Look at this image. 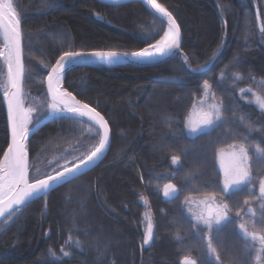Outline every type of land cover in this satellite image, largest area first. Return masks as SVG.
<instances>
[{
    "label": "trees",
    "instance_id": "trees-1",
    "mask_svg": "<svg viewBox=\"0 0 264 264\" xmlns=\"http://www.w3.org/2000/svg\"><path fill=\"white\" fill-rule=\"evenodd\" d=\"M12 2L21 20L23 90L42 104L48 101L44 77L63 52H131L165 31L137 0ZM157 2L180 26L182 54L152 66L66 71L65 87L108 119V151L93 169L0 221V264H184L189 255L182 248L140 222L149 207L178 212L162 193L151 196L147 184L175 182L214 139L221 141L213 154L217 193L185 197L183 213H202L210 202L214 220H227L232 195H242L235 227L245 236L250 263L264 264V240L252 229L258 205H264V99L257 106L250 92L255 81H264V17L257 22L255 16L264 12V0ZM201 101L216 106L213 123L189 135L178 123ZM98 141L88 120L52 117L29 136L30 177H39L54 156L72 148L87 154ZM7 145L0 89V158ZM175 157L179 165H173Z\"/></svg>",
    "mask_w": 264,
    "mask_h": 264
},
{
    "label": "snow or ice",
    "instance_id": "snow-or-ice-1",
    "mask_svg": "<svg viewBox=\"0 0 264 264\" xmlns=\"http://www.w3.org/2000/svg\"><path fill=\"white\" fill-rule=\"evenodd\" d=\"M160 18L166 23L163 35L155 43L146 42L145 47L132 52L117 51H65L59 55L55 64L47 74V95L50 102L47 108L50 115L78 116L87 118L96 127L99 141L86 156L80 157L79 162L72 166L65 164L63 170L48 174L44 178L30 177L28 164V141L32 131L33 109L25 107L22 98V79L24 76L23 47L21 20L13 6L12 0H0V32L4 35L6 47L0 49V58L7 65L8 87L3 92L7 106V117L10 129V143L0 158V217L11 219L26 202L39 193L47 194L53 185L74 177L82 169H88L105 154L110 145V124L105 115L84 102L77 94L65 87L66 70L69 65L90 63L92 60L113 63L121 56L130 58L133 62L155 61L158 58L169 57L181 48V31L171 11L157 0H146ZM257 22L264 17V12L256 11ZM264 34V24L259 29ZM91 58V59H89ZM189 71L195 69L189 68ZM203 88L208 90L211 85L205 81ZM39 120H37V127ZM67 255V253H66Z\"/></svg>",
    "mask_w": 264,
    "mask_h": 264
},
{
    "label": "rangeland",
    "instance_id": "rangeland-1",
    "mask_svg": "<svg viewBox=\"0 0 264 264\" xmlns=\"http://www.w3.org/2000/svg\"><path fill=\"white\" fill-rule=\"evenodd\" d=\"M2 45L0 37V49H2ZM7 86V65L0 58L1 92H4ZM233 87L236 88L237 85L233 84ZM250 92L251 100L259 106L264 99V81H255ZM22 98L25 107L33 109V120L36 117L40 118V121L48 114L47 104L49 101L42 104L36 95L24 90ZM261 104H263V101ZM215 114V105L201 101L181 122L179 121L178 127L189 135H193L210 126L213 123ZM34 125H30V127ZM213 141L201 152L200 157L196 155L189 161V167L180 173L178 179L175 178V182L156 181L147 184L151 196L162 193L164 198L169 199L171 204L176 206L178 212L167 214L161 208L149 207L140 222L145 230L150 225L154 230H162L163 238L172 240L182 248L185 256L189 255L184 257V264H251L245 236L240 230H236L233 220L234 214L243 201L242 195H232L230 218L227 220L223 218H219L217 221L214 220V209L211 208L210 202L205 203L202 213H183L185 197L191 195L210 196L217 193L213 154L214 147L220 145L221 141L217 139ZM83 156H86V153H77L72 148L65 154L54 156L47 164V168L37 174L42 178L40 175L45 173L44 175L47 176L54 173L56 170L62 169L65 164L71 165L72 162L79 161V158ZM172 163L173 165H179V159L173 158ZM44 175L43 177H45ZM258 206L259 215L256 214V217L258 215L257 222L252 223V229L260 233L262 235L261 239L264 240V205L259 204ZM182 214L185 215L187 221L184 220ZM252 219H255V215ZM211 220L213 224H211Z\"/></svg>",
    "mask_w": 264,
    "mask_h": 264
},
{
    "label": "water",
    "instance_id": "water-1",
    "mask_svg": "<svg viewBox=\"0 0 264 264\" xmlns=\"http://www.w3.org/2000/svg\"><path fill=\"white\" fill-rule=\"evenodd\" d=\"M97 1L100 2V3H103V4H107V5H118V4H122V3L128 2V1H133V0H97ZM137 1H139V2L143 5V7H144V8H145V9H146L151 15H153L154 17H156L157 19H159L160 21H162V22L165 24V30H166V23L160 18V15H159L158 13H156L154 9H151V6H149V5L146 4V0H137ZM89 51H94V50H89ZM95 51H117V50H95ZM117 52H121V53H123V52H127V51H117ZM131 52H132V51H131ZM129 53H130V52H129ZM177 54H182V50H181V48L179 49L178 52L174 53L173 55H171V56H169V57H164V58H162V59H161V58H158V59L155 60V61H145V62L137 63V62H133V61H131L130 58H125V57L121 56L120 59H119L118 61H115V62H113V63H111V64H109V63H105V62L96 61V60H92V62H90V63L69 65L68 68H67V70L70 69V68H72V67H75V66L111 67V66H116V65H120V64H132V65H137V66H152V65H157V64H161V63L167 62L168 60H170L171 58H173V57L176 56ZM58 58H59V57H58ZM58 58H57V59H58ZM57 59H56V60H57ZM89 59H91V58H89ZM54 64H55V62L53 63V65H54ZM53 65H52V66H53ZM52 66H51V67H52ZM51 67L49 68V70L47 71V73H46V75H45V77H44V88H45L46 95H47V74H48V72L50 71ZM67 70H66V71H67ZM23 79H24V76H23ZM23 79H22V85H21V90H22V92H23ZM7 87H8V86H7ZM47 98H48V101L50 102V98L48 97V95H47ZM2 103H3V106H4L5 116H6L7 131H8V143H10V129H9L8 117H7V106H6V103H5L4 99H3V92H2ZM54 116H56V115H50L49 112H48V114H47L45 117H43V118L39 121V126H38V127H37V123H36L33 127H31V129H32L31 133H32L34 130H36L37 128H39L42 124H44L45 122H47L48 120H50V119H51L52 117H54ZM67 116L80 118V117H78V116H72L71 114H68ZM83 119L87 120V118H83ZM89 122H90V121H89ZM91 123H92V122H91ZM92 124H93V123H92ZM93 125H94V124H93ZM94 126H95V125H94ZM31 133H30V134H31ZM108 148H109V146H108ZM108 148H107L106 152L108 151ZM92 150H93V149H92ZM106 152H105V154H106ZM105 154H103V155L100 157V159H99L98 161H96L94 164L89 165V168H88V169H82L81 172L78 173V174H76L74 177L69 178V179H66V180H64V181H61V182L58 183V184L53 185L52 188L48 189L47 194L50 193L51 191L55 190L56 188H58V187L64 185L65 183H67V182H69V181L75 179L76 177H78V176H80V175L86 173L87 171L93 169L95 166H97V165L102 161V159L104 158ZM76 162L78 163L79 161H76ZM28 164H29V157H28ZM68 166L71 167L72 164H71V165H68ZM60 170H63V168L60 169ZM51 174H55V172H54V173H51ZM45 177H46V176H45ZM42 178H44V177H42ZM47 194H45V193H43V192H42V193H39V194H37L36 196L30 198L28 201H30V200H32V199H34V198L40 197V196L47 195ZM28 201H27V202H28ZM4 218H5V217H0V221H2Z\"/></svg>",
    "mask_w": 264,
    "mask_h": 264
},
{
    "label": "bare ground",
    "instance_id": "bare-ground-1",
    "mask_svg": "<svg viewBox=\"0 0 264 264\" xmlns=\"http://www.w3.org/2000/svg\"><path fill=\"white\" fill-rule=\"evenodd\" d=\"M0 37H1V40H2V49H4L5 47H6V42H5V40H4V35H3V33L2 32H0ZM50 111V110H49Z\"/></svg>",
    "mask_w": 264,
    "mask_h": 264
}]
</instances>
